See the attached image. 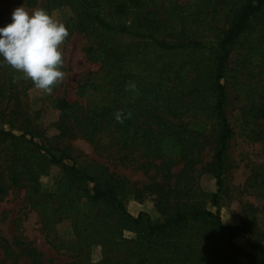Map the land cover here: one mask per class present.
Returning <instances> with one entry per match:
<instances>
[{"label":"trees","instance_id":"16d2710c","mask_svg":"<svg viewBox=\"0 0 264 264\" xmlns=\"http://www.w3.org/2000/svg\"><path fill=\"white\" fill-rule=\"evenodd\" d=\"M14 1L43 8L50 14L69 6L73 12L66 24L69 34L76 31L89 39L87 59L99 63L108 81L109 98L104 103L89 106L71 102L64 95L54 97L50 107L58 110L57 119L43 126L37 123V114L32 116L19 104L8 109L15 84L10 75L6 78L8 85L0 77V122L9 127L0 129V139L24 143L28 150L47 156L55 164L71 162L64 175L78 192L74 191V196L66 194L65 203L62 194L61 203L54 209L59 210L56 221L71 220L77 236L71 244L76 259L69 264H92L89 248L93 244L102 248V258L94 264H257L255 249L263 251L264 246L259 240H252L248 250L237 246L234 239L245 233L247 223L224 224L218 206L229 142L234 135L226 113L230 78L247 101L239 109L243 125L256 127L257 121L264 119V74L255 79L249 71L255 55L264 60V0ZM126 16L128 20H124ZM222 16L228 21L227 28L215 34L213 40L204 36V31L217 27L215 23ZM4 24L7 22L0 13V26ZM242 37L243 51L236 58L241 69L228 75L234 49ZM122 38L137 40L172 59L156 61L145 72L132 71L130 62L137 53L132 46L118 41ZM144 60V64L149 63L146 59L140 61ZM118 110L125 114L123 123L115 118ZM197 113L211 117L212 139H207L204 131L188 127L185 119ZM49 128L54 132L48 133ZM255 130L251 128L249 133L260 138ZM75 136L92 143L108 138L119 163H137L145 169L167 168L172 162L166 159L165 151L172 146L178 162H182L181 173L190 178L201 161L203 148L211 145L212 156L206 166L215 179L216 190L210 196L216 209L193 201L191 198L200 193H191L190 185L174 184L155 190L160 220H152L144 211L133 216L123 203V198L132 194L126 179L105 167L99 169L100 165L91 169L78 165L67 143ZM53 149L60 153L55 154ZM22 157L18 153L8 170H0V190L5 185L24 187L29 203L45 213L39 173L19 170V162L22 168L29 167ZM260 169L253 173L252 187L264 195V163ZM140 197L134 196L139 201ZM82 202L96 211L81 214ZM125 228L133 229L136 236L124 237ZM14 241L0 237V264L6 260L14 264L22 256L34 264H45L25 241Z\"/></svg>","mask_w":264,"mask_h":264},{"label":"rangeland","instance_id":"374dc122","mask_svg":"<svg viewBox=\"0 0 264 264\" xmlns=\"http://www.w3.org/2000/svg\"><path fill=\"white\" fill-rule=\"evenodd\" d=\"M18 6L21 5H17L14 0H0V13L4 15L7 23L11 22L12 11ZM23 6L29 11L37 9V7ZM72 14L69 6L57 8L51 13L54 18L65 23V25ZM128 19V16L124 18V20ZM215 24L217 27L204 31V36H208L211 40L215 34H220L227 28L228 21L222 16ZM196 26L193 25V27ZM197 27L206 28V26ZM118 41L132 46L133 52L137 53L130 62L132 71L143 70L145 72L156 61L172 59L163 54L159 55V52L151 46L138 44L137 40L134 42L131 39L122 38ZM239 41L234 49L228 75L233 76L236 70L241 69V64L236 61V58L243 51L241 43L244 42V38H240ZM89 45V39L82 33L72 31L69 34L60 46L63 52L64 66L62 70L65 76L62 82L55 85L51 93L37 89L30 79L23 78L22 73L3 63L2 58H0L2 81L5 80L6 85H8L6 78L10 75L15 84L11 92L12 98L8 104V109L19 104L32 116L37 114L36 121L38 124L50 126V123L55 121L58 116V110L50 107L51 100L56 96L64 95L71 102L78 101L82 105L89 106L106 102L109 98L107 93L108 81L100 69L99 63L87 59L86 51ZM259 58L258 55H255L254 63L249 67L251 76L255 79L262 73L264 74V60L260 61ZM142 59L149 60V63L144 64L145 60L140 61ZM259 73L260 75H258ZM229 80L232 81L233 79L230 78ZM231 81H229L226 113L234 129V135L229 142L227 151L225 184L220 194L218 210L223 223L226 225L238 224L242 220L246 221L245 233L235 238L234 242L243 250H248L252 240H259L261 246H264V195H260L255 186L252 187L253 173L261 170L260 166L264 163V119H259L256 127H253L252 124L243 125L239 109L247 101L243 99V93L236 89ZM84 83L87 86H83ZM185 121L189 128L202 130L207 139H212L210 131L213 129V122L210 116L197 113L187 116ZM8 128V124L0 122V129L8 130ZM251 128L260 132V138H256L254 133H249ZM52 132H54L53 128H49L48 133ZM67 143L72 147L71 154L75 156L78 165H88L90 169L100 165L98 166L99 169L102 170L105 167L126 179L127 187L132 191V194L125 196L123 203L133 216H136L139 211H144L149 214L152 220H160L161 214L156 206L155 190L160 187L168 189L174 184L177 186L190 185L191 193H200V195L191 198L193 201H199L203 207L208 209H216L212 205L210 196L216 190L215 179L206 166L212 156L211 145L203 148L201 161L190 173L193 177L190 178L181 173L182 162H178L176 148L172 146H168L169 149L165 151L166 159L172 162L167 164V168L152 167L145 169L137 163H119L115 159L116 152L114 147L110 146L108 138L103 137L97 143H92L80 136H75L70 140L68 139ZM63 144L65 142L58 146L62 147ZM1 147H3V151H0V170H8L16 155L22 153L24 156L22 158L26 160V166L29 167L24 169L21 165L22 162H19L17 168L19 170H36L39 173V189L43 193L41 201L45 200L44 210L46 212L44 213L42 209L35 208L29 203L24 187L5 185L4 190H0V237L9 242H15L14 240L17 239L21 242L25 241L30 248L40 254L39 256L45 264H69L75 261L76 252L71 249V244L75 242L77 236L72 221L62 219L56 221L59 218V210H54L61 203L62 194H64L63 202L65 203L67 201L66 194L74 196L76 194L74 191L78 192L64 175L71 162L66 161L65 165L52 163L47 156L32 152L24 143L13 142L10 139H0ZM53 152L57 155L60 153L54 149ZM154 162L157 164L159 160L156 159ZM136 194L141 196L140 201L134 198ZM89 209L92 208L82 202L81 214L87 215L96 211ZM107 223L108 220L105 221V224ZM122 234L128 238L136 236V232L128 228L123 229ZM16 248L14 246V249ZM255 254L257 264H264V250L261 251L256 248ZM2 258L3 252L0 249V260ZM101 258V246L93 244L89 248V262L94 264ZM4 263L12 264L11 260H6ZM14 264H34V262L30 258L22 256Z\"/></svg>","mask_w":264,"mask_h":264},{"label":"clouds","instance_id":"9594fccd","mask_svg":"<svg viewBox=\"0 0 264 264\" xmlns=\"http://www.w3.org/2000/svg\"><path fill=\"white\" fill-rule=\"evenodd\" d=\"M68 36L65 23L47 10L29 11L22 4L12 11L11 22L0 26V58L23 78L30 79L37 89L51 93L65 76L60 46ZM127 116L130 118L131 113ZM115 118L123 123L125 114L118 110Z\"/></svg>","mask_w":264,"mask_h":264}]
</instances>
